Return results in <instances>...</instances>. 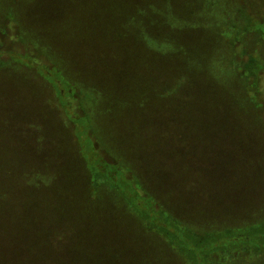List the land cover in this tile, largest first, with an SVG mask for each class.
I'll return each mask as SVG.
<instances>
[{
  "label": "rangeland",
  "instance_id": "1",
  "mask_svg": "<svg viewBox=\"0 0 264 264\" xmlns=\"http://www.w3.org/2000/svg\"><path fill=\"white\" fill-rule=\"evenodd\" d=\"M173 2L176 9H187L176 11L181 20L178 33L184 34L180 45L188 41L192 47L190 87L181 92L195 93L175 112L178 140L173 149L166 147L164 164L159 160L162 150L155 145L159 169L154 172L159 176L150 178L147 168L153 167L141 165V171L120 156L115 136L105 129L107 124H100L98 105L104 94H84L80 80L86 75L80 62L83 51L115 48L126 54L156 43L154 32L147 33L144 20L135 14L146 1L0 0V264H23L19 255L24 238L55 240L62 226L66 245L58 242L46 252L64 255L71 264H191L179 247L145 224L119 188L104 179L93 191L101 161L86 120L72 111L67 96H60L61 106L55 100L45 72L21 58L19 51L26 46L74 80L79 103L88 95L83 114L90 116L94 140L110 158L123 162L142 193L183 227L206 235L264 223V0ZM190 19L191 25L183 23ZM15 47L20 49L16 52ZM251 60L263 75L256 82L247 75ZM49 132L58 146L45 149L58 162L59 176L51 175L47 184L34 189L37 166L27 168L28 163L38 142L49 146L43 136ZM127 142L124 151L129 157H148L149 145L139 151ZM41 165L48 175V152ZM102 173L112 181L107 171ZM120 189L134 200L130 182L123 179ZM29 191L35 193L33 200ZM35 251L27 257H35ZM206 264H264V250L216 249Z\"/></svg>",
  "mask_w": 264,
  "mask_h": 264
},
{
  "label": "trees",
  "instance_id": "2",
  "mask_svg": "<svg viewBox=\"0 0 264 264\" xmlns=\"http://www.w3.org/2000/svg\"><path fill=\"white\" fill-rule=\"evenodd\" d=\"M145 1L146 3L138 6L135 14L144 20L147 33L148 31L154 32L155 36L153 40L156 43H151L150 41L147 43V46L151 48L144 50L129 49L126 54H124L123 50L115 48L110 50L90 49L83 51L82 56L84 61L81 60L80 62L83 69H85L83 72L86 75L81 76L80 80L85 87L84 94L91 95L94 92L95 94L98 93L101 98H103L102 94H104V98L99 101L98 105L101 109L99 111L102 119L100 120V124H107L105 129H109L110 136H115L116 144L120 148L118 151L121 154L120 156L124 157L129 163L136 165L141 171V165L143 169L150 165L153 169L149 170L147 168L148 176L150 178H157L159 175L154 172V168L157 167L159 169V166L154 164L158 160L153 155L156 152L154 147L158 145L160 147L159 149L162 150V154H159V160L164 164L166 147L168 146V148L173 149V146L176 144L175 142L178 140L175 134L178 117L175 115V112L178 111L180 104L182 106L186 105L185 100L189 95H194L195 93L181 92L182 87H190V71L192 68L190 48L192 47L189 46L188 41L185 42L188 45H180L184 34L183 32L178 33V29L181 28V20L178 18L176 11L179 9L183 10L185 6L179 8L178 5L176 9V3L173 0H165L162 4H158L156 0ZM137 20L139 19L137 18L134 24L137 23ZM185 21L183 23H187V25H191L192 23L191 19ZM10 27L8 25L7 29L13 31ZM146 31L143 30V32ZM188 37L189 35L186 37L189 40ZM17 49L20 48L15 47L13 50L17 52ZM19 52H21V58H26L27 63L45 72L46 76L49 77L48 80L53 86L55 100L60 106V96H67L72 100V105L70 106L72 111L85 118L88 135L93 142L96 156L98 157L97 159L101 161V164L98 162L99 167L95 171L92 180L93 191L96 189L97 184L100 183V180L104 179L116 188H119L120 193L134 211L144 219L145 224L150 228H155L157 232L179 247L191 264L198 260L201 261V264H206V258L211 252L216 251V249L221 250L225 248V250H231L233 248H242L243 250L251 249L253 251L264 250V223L244 229L198 235L171 218L167 212L152 200V197L142 193L135 180L129 175L125 164L120 160L118 162L110 158V155L94 140L88 120L89 114H87L88 112L83 114L85 105L87 106L90 102L88 95H86V98L84 97V102L79 103L75 99L76 84L74 80L73 82L72 80H68V76L66 78L65 75H62L63 72H60L58 69L56 70L52 65L44 63L42 57L34 53L30 47L26 46ZM248 67V77L253 82L260 80V77L263 76L260 65L254 60H251ZM204 71L205 73L206 71L210 72L209 68H205ZM212 71L214 70L212 69ZM207 77H204V83L207 82ZM212 81L216 84L219 83L217 80ZM95 87L96 91L91 89ZM216 87L210 88V90L213 91ZM211 93L213 95V92ZM107 112L109 113L106 114ZM67 120L71 123L69 119ZM59 131L54 132V134L57 135ZM54 134L49 132L48 135H43L44 138L48 139L49 146L45 143L38 142L35 149L36 153L32 149L34 152L32 155L29 149L31 159L29 160L27 168L31 167V165L33 166L34 163L37 166L38 180L35 178L36 175L33 177V183H31L34 189L36 188V184H47L51 175L59 176L58 162L51 160L49 151L45 149L58 146L55 143ZM127 141L134 143V148L139 151L144 144L149 145L151 150L146 154L148 157L145 159L139 158V160L129 157L124 151V146L128 143ZM76 142L80 156L86 162L77 139ZM30 147L32 148L31 145ZM45 152H48L49 156L50 169L48 168V175L44 173L41 165ZM63 161L66 160L63 159ZM66 163L68 162L66 161ZM102 168L107 170H103ZM110 168L111 170H109ZM100 170L102 172L107 171L111 175L112 181L108 180ZM123 179L132 185L133 201L128 198V195L125 196L122 189H120V183ZM34 194V191H29L30 200L34 199ZM61 194L63 196L67 195L68 198L66 191H61ZM53 196L57 197V194H53ZM60 232L61 236L55 239L56 241L54 239H48V237L37 238L32 241L24 238L25 240H22V244L24 245L20 249L22 253L19 255L23 264H66V262L71 264L69 259L64 255L55 253L51 257V254L46 252L48 248L54 247L58 242H61L63 246L66 245V229L64 226L61 227ZM42 239L43 242H41ZM221 241L222 244L219 245L218 243ZM207 249L210 251L205 253ZM34 250H37L38 254L35 251V257H27L30 256V251ZM76 261H78V257Z\"/></svg>",
  "mask_w": 264,
  "mask_h": 264
}]
</instances>
